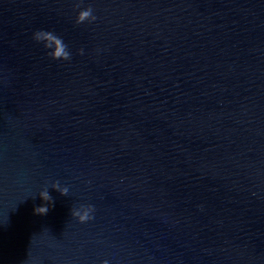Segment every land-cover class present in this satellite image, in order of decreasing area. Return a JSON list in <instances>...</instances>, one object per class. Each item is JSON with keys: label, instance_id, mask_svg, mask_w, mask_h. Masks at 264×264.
Masks as SVG:
<instances>
[{"label": "water", "instance_id": "obj_1", "mask_svg": "<svg viewBox=\"0 0 264 264\" xmlns=\"http://www.w3.org/2000/svg\"><path fill=\"white\" fill-rule=\"evenodd\" d=\"M105 261L264 264V0H0V264Z\"/></svg>", "mask_w": 264, "mask_h": 264}, {"label": "clouds", "instance_id": "obj_2", "mask_svg": "<svg viewBox=\"0 0 264 264\" xmlns=\"http://www.w3.org/2000/svg\"><path fill=\"white\" fill-rule=\"evenodd\" d=\"M79 7V4L76 5ZM97 19L96 16L93 15V9L88 7L85 10L79 11L76 23L83 24L85 22H93ZM37 42H43L45 48L47 49H54V51H50L48 53L55 60H70L71 54L67 49V45L64 43L63 39L58 37L51 31L39 30L34 33L33 37ZM84 50H80V54L83 55ZM52 188L58 191L61 195L67 196L69 193V188L66 186H61L59 181L52 185ZM40 197L45 202L42 206L34 207V214L36 215H47L50 208L49 204L54 207V200L50 196L49 191L45 189L40 193ZM95 212V206L88 204V205H80L79 208H74L71 210V214L73 217L78 218L80 223H86L90 220H93ZM104 264H108V261H105Z\"/></svg>", "mask_w": 264, "mask_h": 264}]
</instances>
